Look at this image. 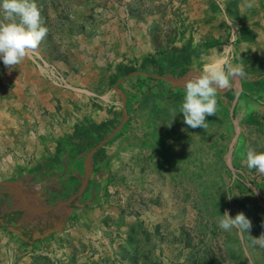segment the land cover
<instances>
[{
  "label": "rangeland",
  "instance_id": "374dc122",
  "mask_svg": "<svg viewBox=\"0 0 264 264\" xmlns=\"http://www.w3.org/2000/svg\"><path fill=\"white\" fill-rule=\"evenodd\" d=\"M195 1L36 0L47 35L14 67L0 61V171L13 166L15 155H27L26 144L34 141L30 130L49 118L52 123L61 122L59 114H48L46 106L60 105L61 97L69 91L82 94L79 115L86 123L95 115L100 122L111 116V99L115 98L121 109L123 99L111 97L117 94L107 79L112 70L109 63L119 55L123 41L131 61H147L150 51L180 47L187 37L192 41L195 37L193 43L198 45L192 54L191 50L189 55L183 54V61H198L199 57L216 61L212 45L205 47L211 48L210 52L202 49L200 28L205 20L196 18L195 7L213 4V0ZM221 4L227 18L216 8L219 16L214 23L217 33L224 32L220 34L222 43L230 47L224 61L232 62L238 58L237 43L243 45L260 35L257 31L240 33L231 12ZM226 19L235 28L232 34ZM0 21L7 22L2 12ZM45 64L55 67L68 86L50 78ZM232 109L228 104L230 118L225 121L222 115H212L205 128H196L191 160L182 161V154L174 150V177L163 176L165 172L160 171V177L144 179L137 159L132 165L120 166L104 183L100 197H107L112 209L104 210L101 219L108 229H101L103 233L88 245L79 243L82 249L97 253L92 264H264V247L253 243L264 239V184L260 183L264 174L246 166L247 150L259 152L264 144L259 142L260 136L254 137L253 146L250 142L246 149L239 146L244 162L234 159L236 118H232ZM118 115L113 128L125 117L123 110ZM242 132L238 141L245 143L244 138L250 139L253 131ZM65 198L68 200L69 195ZM35 201L44 205L39 197ZM55 201L51 202L57 204ZM80 201L84 206L93 202L85 197ZM225 212L232 217L243 212L251 220V229L221 230L218 220Z\"/></svg>",
  "mask_w": 264,
  "mask_h": 264
},
{
  "label": "crops",
  "instance_id": "0c3cea01",
  "mask_svg": "<svg viewBox=\"0 0 264 264\" xmlns=\"http://www.w3.org/2000/svg\"><path fill=\"white\" fill-rule=\"evenodd\" d=\"M222 2L236 20L240 33L257 31L260 35L243 45L237 43L238 58L227 62L233 67L242 66L245 75L230 77V86L216 95V115H222L224 121L230 118L227 105L233 106L236 146L232 148V156L244 162L239 146L246 149L249 142L253 146L254 137L259 136V142L264 144V0H213V4L200 5V9L196 4V18L205 20L199 23L204 35L202 49L210 52L211 48L206 50L205 47L212 45L218 56L216 61H224V54L230 48L222 43L220 34L224 32L217 33L214 23L219 16L214 12L216 8L227 18ZM249 3L253 6L249 7ZM226 22L232 34L235 28L227 19ZM189 38L180 43V47L171 45L164 51H150L147 61H144L146 58L131 61V52L123 41L119 55L109 63L112 70L107 79L117 94L111 97H122L123 102L120 109L115 98L111 99L112 115L102 122L95 119L96 115L94 119L89 118L88 123L82 119L79 113L84 101L80 99L82 94L75 91L64 94L60 105L46 106L48 114H59L61 122L55 124L49 118L48 122L43 121L30 130L34 141H30L32 145L26 144L27 155H15L13 166L0 171V264H92L97 253L82 249L79 243L88 245L98 238L101 229H108L101 218L104 210L107 213L112 208L107 197L106 200L100 197L101 191L100 196L87 197L90 188L103 190L104 183L115 176L120 166L132 165L137 159L140 176L144 179L158 178L160 171L165 172L163 176L174 177V150L182 154V161L191 160L196 128L185 124L179 109L186 81L198 75L203 64L210 60L199 57L198 61H183V54L189 55V50L192 54L198 45L193 43L197 40L195 37L193 41ZM69 75L71 77L70 72ZM169 75L184 83L172 81ZM125 109L130 114L128 123L120 130V125L113 128L119 112ZM210 117L206 116V125ZM222 124L225 123L222 121ZM244 129L253 133L242 143L238 139ZM90 155L93 183L77 201L74 202L76 197L71 203H65L80 191ZM36 197L44 205L35 201ZM82 197L93 202L84 206L80 201ZM52 199L57 200V204L52 203Z\"/></svg>",
  "mask_w": 264,
  "mask_h": 264
},
{
  "label": "clouds",
  "instance_id": "9594fccd",
  "mask_svg": "<svg viewBox=\"0 0 264 264\" xmlns=\"http://www.w3.org/2000/svg\"><path fill=\"white\" fill-rule=\"evenodd\" d=\"M249 7L253 4L249 3ZM0 12L7 22L0 21V61L7 67L21 63L29 50H34L48 33L36 0H0ZM245 75L242 66L233 67L227 61L205 62L199 74L186 81L184 98L179 113L187 126L205 128L206 116L216 115L217 92L230 86L229 80ZM177 114L174 115V117ZM246 166L264 174V152L249 148L246 152ZM221 230L237 229L248 232L252 223L243 213L232 217L225 212L218 220ZM264 247V239H255Z\"/></svg>",
  "mask_w": 264,
  "mask_h": 264
},
{
  "label": "water",
  "instance_id": "95a60500",
  "mask_svg": "<svg viewBox=\"0 0 264 264\" xmlns=\"http://www.w3.org/2000/svg\"><path fill=\"white\" fill-rule=\"evenodd\" d=\"M169 79H171L172 81H175V82H177V83H184V82H182L181 80H179V79H177V78H175V77H173V76H171V75H169ZM125 99H126V98H125ZM124 114H125V117H124L123 121L121 122L120 126L118 127V130H120V128H121V127L124 125V123L128 120V112H127V109H125ZM91 156H92V155H90V156L88 157L87 162H86V172H85V177H84L83 185H82L80 191H79L78 193H76L73 197H71V198H70L67 202H65V203H71L76 197L80 196V195L84 192V190H85V188H86V186H87V184H88V182H89V179H90V161H91ZM32 208L35 209V210H38V209H36V208H34V207H32ZM38 211H40V210H38ZM41 211H44V210H41Z\"/></svg>",
  "mask_w": 264,
  "mask_h": 264
},
{
  "label": "built area",
  "instance_id": "2783aa9c",
  "mask_svg": "<svg viewBox=\"0 0 264 264\" xmlns=\"http://www.w3.org/2000/svg\"><path fill=\"white\" fill-rule=\"evenodd\" d=\"M45 66L48 68V70L51 71V77L52 79H54V81H58L60 83H63L65 86H68L67 85V82L66 80L64 79V77L62 76V74L55 69V67L51 66V68H49V66L47 64H45Z\"/></svg>",
  "mask_w": 264,
  "mask_h": 264
},
{
  "label": "trees",
  "instance_id": "16d2710c",
  "mask_svg": "<svg viewBox=\"0 0 264 264\" xmlns=\"http://www.w3.org/2000/svg\"><path fill=\"white\" fill-rule=\"evenodd\" d=\"M91 182L93 183L92 178L90 177L89 182H88V184H87V186H86V189H85L84 193H85V192L87 193V188H88L89 184H91ZM94 184H96V183L94 182ZM101 187H102V186H101ZM98 189H99V188H97V190H95V189H92V187H91L89 193L87 194V197H89V196H90V197H95V195H98V194H99V196H100V193H99V192H100L102 189L100 188L99 191H98ZM92 190H94L95 192L92 193ZM77 200H78V197L74 200V202L77 201Z\"/></svg>",
  "mask_w": 264,
  "mask_h": 264
}]
</instances>
